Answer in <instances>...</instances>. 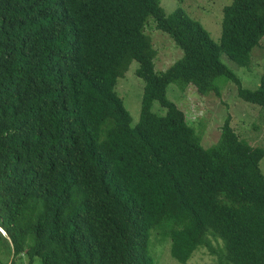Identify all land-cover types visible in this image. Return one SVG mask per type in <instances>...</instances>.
Segmentation results:
<instances>
[{
  "label": "trees",
  "instance_id": "obj_1",
  "mask_svg": "<svg viewBox=\"0 0 264 264\" xmlns=\"http://www.w3.org/2000/svg\"><path fill=\"white\" fill-rule=\"evenodd\" d=\"M149 16L182 50L162 71ZM263 35L264 0L225 4L218 41L159 0H0V264H153L152 228L181 263L202 246L217 264H264L257 134L241 136L227 116L203 147L166 97L171 82L220 96L230 80L264 108V70L249 89L220 59L249 67ZM132 60L143 81L135 125L115 91Z\"/></svg>",
  "mask_w": 264,
  "mask_h": 264
},
{
  "label": "rangeland",
  "instance_id": "obj_2",
  "mask_svg": "<svg viewBox=\"0 0 264 264\" xmlns=\"http://www.w3.org/2000/svg\"><path fill=\"white\" fill-rule=\"evenodd\" d=\"M230 2L231 0H159L160 6L166 13L181 8L187 15L199 21L216 41L219 40L221 34L222 7ZM144 31L150 37L152 46L156 50L153 59L156 71L166 69L181 57L182 50L167 33L155 27L151 16L147 19ZM220 59L236 73L243 87L257 88L264 70V35L261 37L260 44L250 51L249 67L240 66L224 52H220ZM137 65V61L132 60L125 73L118 77L115 84V91L129 112L131 125H135L139 119L143 90V81L135 74ZM224 84L226 86L222 87L220 96H217L215 93L202 95L192 85L181 91L176 83L171 82L166 88V97L184 112L188 124L199 136L203 147L208 148L218 142V139L222 137L220 126L229 116V118L231 117L230 125L241 136L257 134L253 141L264 148V125L258 132L251 129L252 123L256 120L255 107L257 109L263 107L241 99L237 95L234 82L226 80ZM151 110L160 114L165 112V109L156 100L152 102ZM263 116L264 114L261 117ZM249 141L251 140L249 139ZM259 165L264 174V156ZM158 232L155 228L150 230L149 254L153 264H217L218 255L206 250H203L202 253L201 249L204 248L202 246L195 250L187 262L177 261L170 253V238H161ZM14 264H29V262L21 256L14 259ZM32 264H42L40 257L36 256Z\"/></svg>",
  "mask_w": 264,
  "mask_h": 264
},
{
  "label": "water",
  "instance_id": "obj_3",
  "mask_svg": "<svg viewBox=\"0 0 264 264\" xmlns=\"http://www.w3.org/2000/svg\"><path fill=\"white\" fill-rule=\"evenodd\" d=\"M1 230V229H0ZM2 233H4L2 230H1Z\"/></svg>",
  "mask_w": 264,
  "mask_h": 264
}]
</instances>
